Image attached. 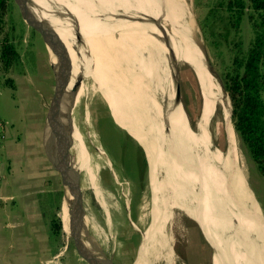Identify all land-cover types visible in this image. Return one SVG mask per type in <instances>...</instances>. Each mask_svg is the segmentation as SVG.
I'll list each match as a JSON object with an SVG mask.
<instances>
[{"label": "rangeland", "instance_id": "374dc122", "mask_svg": "<svg viewBox=\"0 0 264 264\" xmlns=\"http://www.w3.org/2000/svg\"><path fill=\"white\" fill-rule=\"evenodd\" d=\"M78 1L79 0H35L31 4H28L24 3V0H21L23 12L28 21L29 41L32 43L29 52H27V44L24 43L25 38H22L18 26L14 34L21 40L22 59L28 69L23 74H5L7 77H5V79L3 78L4 81L2 80V83L4 84L5 80L12 78V76L16 77L28 73L26 80L28 82L29 79L32 83L27 85L26 88L29 91L24 93L34 92L37 97V91H42L44 103L47 108V115L49 114L56 88L54 79H52L48 73H43L45 68L50 69L46 51L50 52V58L53 63L56 62V58L51 52L45 34L34 27L31 22H34L36 18L42 26L45 27L46 25L51 29L49 24V15L51 13L57 19L60 27L59 35L62 40L59 48L60 64L67 63L68 65L69 72L67 76L70 79L69 91L76 84L78 86V91L75 97V105L81 99L79 105L73 109L67 102L62 100L60 105L61 115L57 117L60 134L64 139V149L71 163V171L73 174L76 172L77 176L74 183L76 195L75 197L71 195L72 199L70 200L68 209L69 219L63 220L61 216L65 197H63L61 203L60 216L63 220L62 222L66 235L61 241V245H59L58 254L52 259V264H87L78 255L70 239V236L78 234V230H76V226L74 222H72L70 208L71 203L75 208L76 196L79 199V175L80 186L84 195V215L79 213V216L84 220L86 232L89 234V236H86L87 234L82 233L85 235V240L88 242H84L85 244L82 243L84 248L78 246L79 252L84 257L87 256V259L92 264H96L95 260H99L101 263L111 264L108 257L112 259L114 264H133L138 251L137 249L142 240V228L146 230L150 222H153L158 211L161 216L163 214L164 178L162 177L161 181L162 198L157 202L155 195H153V190L155 188L152 186L150 164L146 158V152L142 149L146 159L145 167L143 157L139 150L140 147H143L141 144L142 142L139 141L137 136L130 134L118 125L117 120L114 118L111 104L109 102H104L105 95L112 97V100L116 97L120 101L124 100L127 104L131 102L134 98V94L130 93L127 86V69H132L134 67L115 47H113V49L111 48V50L108 48L105 52L103 48L101 51L98 38L101 34V29L112 28L113 31L111 32L113 36L119 39L121 32L115 30L118 23L128 24L137 22L143 28L140 29L142 34L147 25L154 24L148 22L151 21V18L132 9L129 6L128 0H109L112 6L111 8L110 6H104L99 0H80V3ZM81 1H85L93 6L91 10H87V15H89L95 23L100 25V27L98 26L91 29V33H89L90 31L87 33L81 32L82 34L75 33L71 29L74 24H72L73 21H71L72 17L69 16V7H79L82 4ZM141 1H150L152 4L157 5L162 4L164 0ZM178 1L177 3L180 5L178 6L180 7L181 16L183 18L181 25L186 22L188 26L187 33L185 34L186 37L189 38L193 47L197 45V40L204 47L206 56L204 54L203 57L208 65L215 71L216 76L214 77L217 79V82L219 81L218 84L221 83L220 76L224 67L230 62L229 55L226 50L222 49L223 58H220L218 54L220 51H216L207 45L202 31L199 28V23L204 19L209 10V8L206 7L210 6L213 1ZM14 10L15 8L13 7V11ZM14 12L16 14V11ZM9 16L13 22V16L10 10ZM158 21L160 22L159 25L163 26V31L157 28L161 35L160 37H155L156 48L152 54L154 62L158 65V74L164 73L167 75L164 78H159L156 75L154 83L149 89L151 100L157 103L159 109L156 107L153 110L149 105L148 109L142 111L144 115L147 116L149 114L150 116L145 119H149L153 125H157L155 128L156 151L158 150L159 140L161 139L157 130L165 127V108L168 107L172 98L173 102L175 101L176 104L181 105L187 125L189 124L188 127L193 132H196L197 128L200 129V114L202 113L203 107L202 90L198 76L192 66L187 64L181 57L178 59L177 55L179 54L180 48L176 49V44L179 43V40H174V38L172 40L170 37L169 32L174 25L163 20ZM186 24H184L185 28ZM181 25L179 24L180 27H183ZM241 36L245 43H248L252 38L251 26L247 19L243 20ZM147 37H152V40H154V35L152 36L150 33H147ZM33 46L36 51L37 59L40 62V71H38L33 66V62H31L33 61L34 55L32 51ZM107 78L109 85L104 88L100 87V79ZM12 89L14 88L9 86L0 88V93L5 91L4 95L0 97L3 105L4 98H8V100L15 99L19 103L18 98L21 97V91L16 93V91ZM103 89H105L106 92L103 91ZM178 89L180 95L177 102ZM38 98L41 102V95L38 96ZM35 103L36 100L29 103L28 108L33 106L34 109L36 107L34 106ZM117 109L118 112H121V104L117 106ZM2 112L6 113V115H10L9 111L4 106ZM146 112H148V114ZM32 118L36 120L34 115ZM166 121H168L169 125L172 118ZM44 129L46 141L50 129L48 119L45 122V118ZM168 129L169 132L167 133L169 134L171 133L169 126ZM208 132L211 135L213 145L221 152L226 153L229 148L228 134L230 128L226 123L222 109L221 111L219 109L218 113L216 112L210 119L208 123ZM235 135L238 156L237 174L246 181L245 184L249 190V197L252 198L253 201L258 199L260 203H262V207H264V177H262L257 170L247 148L243 145L236 133ZM178 144H180V142H178ZM97 148L103 150L104 155H102ZM109 162H111L113 166L114 173L106 172L100 168L106 167ZM60 175L61 179L56 191H64V194L69 197L71 188H69L67 182L64 181L63 173ZM48 192H50L49 189H47V193ZM229 199L232 205L228 206V203H226V207L227 210L229 209L234 212L231 214L233 216V225L236 223L237 226H234L238 228L239 234L247 239L241 237L242 240L246 243L247 241L251 242L250 240L252 239L255 240L254 231H248L247 225L245 226L243 222L247 217L255 221V225L258 224V220L255 219L253 212L249 209L251 205L249 203L243 205L235 194L230 196ZM126 201L130 202V211L126 209ZM259 211L263 217L262 213H264V210L262 211L259 209ZM64 222L69 224L67 226L68 231L67 227L65 228ZM204 227L205 226H202L201 223L198 224L195 218L187 214V212L176 208L173 209L172 218L168 222L166 228L169 235L172 237V243L175 245L178 254V258L175 259L174 264H214L216 254L213 248L215 244L207 228ZM201 228L207 240H205ZM165 230L164 225V231ZM227 235L229 242H232L230 239L232 235ZM250 237L252 239H250ZM76 242L77 244H81V240ZM241 243L240 239H238V245L240 247H247L246 244L243 243V245ZM209 244L212 245L213 248ZM253 264H260V262L257 263V261L254 260Z\"/></svg>", "mask_w": 264, "mask_h": 264}, {"label": "bare ground", "instance_id": "6f19581e", "mask_svg": "<svg viewBox=\"0 0 264 264\" xmlns=\"http://www.w3.org/2000/svg\"><path fill=\"white\" fill-rule=\"evenodd\" d=\"M33 1L35 0H24V3L31 4ZM99 1L104 6L112 7L109 0ZM177 1L178 0H164L162 4L157 5L152 4L150 1L143 2L141 0H128V3L132 9L144 16L154 18L155 20L170 22L174 25L169 33L172 40L173 38L174 40H179V43L176 44V49L180 48L182 52L179 51L177 55L178 59L181 57L184 61L195 65L198 69L197 74H199V82L201 83L205 117L208 118L216 112L218 113L219 109L220 111L222 109L225 120H227L226 123L230 128L229 148L226 153H222L218 148H213L210 142L208 123L204 126L205 128H197L198 130L196 129V132L189 129L181 105L176 104L175 101L173 102L172 98L168 107L165 108L166 120L172 118V121L169 123L171 133L168 134L164 130L165 127L157 130L161 139L159 140L158 150L156 151L155 128L157 125H153L149 119H145L150 116L148 112L146 116L142 111L146 110L149 101H151L149 105L153 110L156 107L159 109L157 103L151 100L149 89L154 83L156 75L159 78H164L167 75L164 73L158 74V65L154 62L152 54L156 48L155 37H160L161 34L154 25H147L142 34L140 30L142 26L137 22L128 24L118 23L115 30L121 32L119 39L113 36L111 32L113 31L112 28L101 29V34L98 38L101 51L103 48L105 52L108 48L111 50V48L113 49V47H115L134 67L132 69H127V86L130 93L134 94V98L131 102L127 104L124 100L120 101L116 97L112 100V97L107 95L104 97V102H109L111 104L113 115L118 125L130 134L137 136L139 141L142 142V148L145 150L150 164L151 182L152 186L155 188L153 190V195H155L157 202L162 198L161 181L162 177L164 178L163 214L161 216L159 211L156 213V217L148 230H144L140 226L143 230L142 240L137 249L138 251L133 264H173V256L170 249L172 237L169 235L166 226L171 220L172 211L175 208L187 212V214L195 218L198 224L201 223L202 226H205L204 228H207L215 244L214 249L216 250V255L214 264H248V262L249 264H253L254 260H256L257 263L260 262V264H264L263 218L255 201L249 197V190L246 187L243 177L241 178L237 174V144L234 128L229 117V99L227 95L223 93L220 83L218 84L219 81L217 82V79L213 77L207 69H202L197 64L193 52L199 53V50L197 46L196 48L193 47V44L190 43L189 38L185 35L188 26L186 22L181 25L183 18L180 12V5ZM81 3L79 7H69V16L72 17L71 21H73L72 24H74V26L70 28L75 33H87L89 31V33H91V29L98 26L100 27V25L95 23L94 20L87 15V10H91L93 6L85 1H81ZM49 16L50 27L60 38L58 21L51 13ZM179 24L183 27H180ZM184 24H186V28ZM159 29L163 31V26H160ZM147 33L152 34V36L154 35L155 41L152 40V37H147ZM197 42V45L201 47L202 45L200 42L198 40ZM61 66L67 75L69 72L67 63H62ZM206 83L209 84L211 89L205 88L204 85ZM107 85H109L108 78L100 79V87L104 88ZM213 90L219 96L218 102H214L210 99L211 96L215 94ZM103 91L106 92L105 89H103ZM61 101L62 98L59 93H55L51 104V117L53 136L57 138L59 156L62 161L59 172L60 174L63 173L64 181L67 182L68 187L76 190L74 183L77 175L76 172L73 174L71 171V163L64 149V139L60 134V128L57 123V117L61 115ZM119 104H121V112H118L117 109ZM178 142H180V144H178ZM234 194L243 205H246V203L251 205L249 209L253 212L255 219L258 220V224L256 222L258 226L255 225V221L246 216V220L243 221L245 226L247 225L248 231H254L255 240L250 237V239H252L250 240L251 242L247 241L246 243L242 240L241 237L243 236L239 234L238 228L235 227L237 226L236 223L234 224L235 226L233 225V216L231 215L233 211L227 210L226 203H228V206L232 205L229 197ZM70 209L71 216H74L76 211L72 203ZM79 218L80 216H76L74 220L72 217L73 221H71L75 224V221H79ZM163 224L165 225V231ZM75 226L76 230H78V234L73 235V237L76 241L81 240V244L78 243L77 246L84 248L82 243L88 241L85 240V235L81 233L80 228L76 224ZM227 234L232 235L230 237L232 242H229ZM237 238L240 239L242 242L241 244L244 243L247 247H240ZM243 238L246 239L245 237ZM95 262L96 264H105L101 263L99 260H95Z\"/></svg>", "mask_w": 264, "mask_h": 264}, {"label": "trees", "instance_id": "16d2710c", "mask_svg": "<svg viewBox=\"0 0 264 264\" xmlns=\"http://www.w3.org/2000/svg\"><path fill=\"white\" fill-rule=\"evenodd\" d=\"M212 1L206 7L209 10L199 23V28L207 45L220 51V58H223V50L229 55L230 62L224 67L220 82L228 95L231 122L257 170L264 177V0ZM244 19L251 26L252 38L248 43L241 36ZM16 28L14 19L12 22L9 16L7 0H0V66L4 75L23 74L28 69L22 59L21 40L14 34ZM4 84L15 89L12 78L5 80ZM139 150L146 167L144 151ZM51 192L41 195L40 203L48 225L50 246L57 254L66 235L61 216L63 220L69 219L72 196L69 193L68 197L60 190ZM63 197L65 200L61 211ZM64 225L66 228L69 224L64 222Z\"/></svg>", "mask_w": 264, "mask_h": 264}, {"label": "crops", "instance_id": "0c3cea01", "mask_svg": "<svg viewBox=\"0 0 264 264\" xmlns=\"http://www.w3.org/2000/svg\"><path fill=\"white\" fill-rule=\"evenodd\" d=\"M5 77L0 66V88L7 86L2 83ZM27 77L28 73L12 76L15 82L12 90L21 91L19 103L2 98L3 105L0 98V130L5 138L0 144V264H52L56 255L50 246L40 196L46 194L47 189L50 193L56 191L62 163L52 121L45 141L47 108L43 92L37 91L41 102L36 93H24L32 83L29 79L27 82ZM4 93L1 92L0 97ZM35 100L36 107L28 108ZM3 106L10 115L2 112ZM255 203L264 210L258 199ZM262 215L264 224V213Z\"/></svg>", "mask_w": 264, "mask_h": 264}, {"label": "water", "instance_id": "95a60500", "mask_svg": "<svg viewBox=\"0 0 264 264\" xmlns=\"http://www.w3.org/2000/svg\"><path fill=\"white\" fill-rule=\"evenodd\" d=\"M7 5H8V9L11 11V15L13 16V19L16 23V25L20 28V32L22 34V38H25V41L24 43H26V48H27V52H29V48L31 47L32 43L31 41H29V34H28V21H27V18L25 16V13L23 12V8L21 6V0H7ZM13 7L15 8L14 11H16V14L15 12L13 11ZM148 17V16H146ZM35 18V17H34ZM148 18H151V17H148ZM148 22H152L158 29L160 27L159 25V21L158 20H155L154 18H151V21H148ZM31 24L36 27L38 30H40L43 34H45L46 38H47V41H48V44H49V47L51 49V52L53 53V55L55 56L56 58V62L53 63L51 61V58H50V52H47L46 51V55L48 57V60H49V66H50V69H44L43 73H48L49 76L54 79L55 81V88H56V91L55 93H59V95L61 96L62 100L67 102L71 108H76L81 99L76 103L75 105V97H76V93L78 91V86L75 84L73 86V88L69 91V85H70V79L69 77L66 75V73L64 72L61 64H60V56H59V48H60V45H61V41H60V38L59 36L50 28H48L46 25L45 27L42 26L41 23H39V21H37V19L35 18L34 19V22H31ZM196 44H198V42L196 41ZM198 48L199 50V53H195L193 52V56L195 58V60L197 61V64L199 65L200 68L202 69H207L211 74L212 76H216V73L215 71L213 70V68L211 66L208 65V63L206 62V60L204 59L203 55L205 54L206 56V52H205V49L203 46H199V45H195L194 47ZM199 46V47H198ZM33 66L38 70L40 71V62L39 60L37 59V56H36V51H35V48L33 46ZM28 56V55H27ZM192 56V57H193ZM187 64H189L190 66L193 67V69L195 70L196 72V75L199 76V74H197L198 72V69L195 65L193 64H190L188 63L187 61H185ZM54 70V71H53ZM199 79V77H198ZM201 85V83H200ZM205 88L206 89H211L209 87V84L206 83L205 85ZM220 86L222 87V90H223V93L225 95H227L226 91L224 90L222 84L220 83ZM214 91V90H213ZM215 92V91H214ZM179 89H178V92H177V98H176V101L178 102L179 100ZM203 97V95H202ZM228 97V95H227ZM212 101L214 102H218L219 101V96L217 95V93L215 92V94H213V96H211ZM52 104V103H51ZM109 106V105H108ZM231 115H232V112H231V108H230V119H231ZM214 116V114L212 115ZM212 116L206 118L205 115H204V103H203V107H202V113H201V116H200V127H204L206 125V123H209L210 119L212 118ZM47 119H48V124H51V121H52V117H51V106H50V110H49V114L47 115ZM227 122V120H226ZM165 131L166 132H169V129H168V121H166L165 119ZM189 126V125H188ZM129 135V134H128ZM130 136V135H129ZM228 138H229V134H228ZM139 146V145H138ZM140 147V146H139ZM141 148V147H140ZM143 149V148H141ZM97 150H99L101 152L102 155H104L103 153V150H101L100 148H97ZM144 150V149H143ZM145 151V150H144ZM146 158H147V155H146ZM148 160V159H147ZM102 170L106 171V172H110V173H114V170H113V166L111 164V162L108 163V165L106 167H100ZM109 170V171H108ZM109 173V174H110ZM244 179V178H243ZM78 190H79V199L77 198L76 196V199H75V217H79V213L81 215H84V195H83V191L81 189V186H80V175H79V184H78ZM71 190H72V193H71ZM70 194L73 195L75 197L76 193H75V190L70 189ZM61 207V206H60ZM126 209L127 211H130V208H131V205H130V202L129 201H126ZM73 217V219L75 220V217ZM63 221V220H62ZM151 223L152 221L150 222V224L148 225V227L146 228V230L149 229V227L151 226ZM75 224L80 228L81 230V233H85L87 235L88 232H86V229H85V223H84V220L82 219V217L80 216L79 218V221H75ZM200 226V225H199ZM201 227V226H200ZM64 228V227H63ZM202 229V228H201ZM65 231V230H64ZM203 231V230H202ZM203 234H204V231H203ZM205 236V235H204ZM70 238L73 240V243H74V247L78 253V255L87 263V264H92L88 259H87V256L84 257L78 250V246H77V242H76V239L73 237V236H70ZM206 239V237H205ZM207 240V239H206ZM208 242V241H207ZM210 245V244H209ZM212 248L213 246L210 245ZM170 249H171V253H172V256H173V264L175 262V259L178 258V254L176 252V249H175V245L173 243L170 244ZM214 249V248H213ZM214 252L216 254V250L214 249ZM109 261L111 262V264H114L112 259L109 258Z\"/></svg>", "mask_w": 264, "mask_h": 264}, {"label": "flooded vegetation", "instance_id": "af4514ba", "mask_svg": "<svg viewBox=\"0 0 264 264\" xmlns=\"http://www.w3.org/2000/svg\"><path fill=\"white\" fill-rule=\"evenodd\" d=\"M150 98H151V94H150ZM150 100V99H149ZM151 103V101H149L148 103H147V107H146V109H148V107H149V104ZM147 113V112H146ZM143 122V121H142ZM189 125V124H188ZM210 135V134H209ZM210 142H211V144H212V146H213V148H216V146L215 145H213V141H212V138H211V135H210ZM223 153V152H222ZM202 230V229H201ZM202 233H203V231H202ZM203 236H204V234H203ZM204 238H205V236H204ZM206 240V239H205ZM214 243V242H213Z\"/></svg>", "mask_w": 264, "mask_h": 264}, {"label": "built area", "instance_id": "2783aa9c", "mask_svg": "<svg viewBox=\"0 0 264 264\" xmlns=\"http://www.w3.org/2000/svg\"><path fill=\"white\" fill-rule=\"evenodd\" d=\"M4 135L2 134V130H0V144L3 143V140H4Z\"/></svg>", "mask_w": 264, "mask_h": 264}]
</instances>
